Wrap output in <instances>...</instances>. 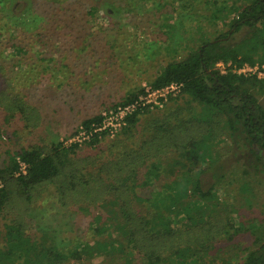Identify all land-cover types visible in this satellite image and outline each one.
I'll return each mask as SVG.
<instances>
[{
	"label": "trees",
	"instance_id": "16d2710c",
	"mask_svg": "<svg viewBox=\"0 0 264 264\" xmlns=\"http://www.w3.org/2000/svg\"><path fill=\"white\" fill-rule=\"evenodd\" d=\"M96 1L87 10L90 18ZM5 2L20 13L0 28L7 31L0 40V137L38 139L17 143L15 150L0 142V215L6 217L0 264H264V224L235 215L257 202L264 185V77L238 72L245 65L264 72V0H157L171 19L164 31L170 59L155 68L147 87L83 118L60 141L54 132L50 138L38 134L60 121L48 122L49 113L26 89L73 87V77L60 76L71 65L60 29L69 21L68 28L76 27L63 20L66 6L76 1ZM198 6L212 9L208 14ZM219 21L226 30L210 37L205 22ZM241 31L244 36L232 40ZM37 66L61 78L56 87ZM170 85L200 106L199 115L191 113L193 106L154 109L177 95L141 103L148 92ZM132 104L118 127L97 130L103 112ZM81 132L83 138L70 141ZM233 162H240L242 176H229ZM50 184L63 208L83 214L84 235L56 240L49 224H36L35 202ZM33 223L43 232L41 242L31 236ZM248 232L252 245L235 253L238 236Z\"/></svg>",
	"mask_w": 264,
	"mask_h": 264
},
{
	"label": "rangeland",
	"instance_id": "374dc122",
	"mask_svg": "<svg viewBox=\"0 0 264 264\" xmlns=\"http://www.w3.org/2000/svg\"><path fill=\"white\" fill-rule=\"evenodd\" d=\"M71 1L76 2L66 6L63 20H74L73 25L76 27L70 26L68 28L71 25L69 21L67 24L62 25L63 28L60 29L62 31L60 37L67 43L64 45V48L66 47L65 50L68 51V46L71 47L69 51V63L71 65L69 64L67 68H61L60 76L73 77V87L70 90L67 88V90L63 91L49 88L40 89V86L35 84L32 90H30L31 88L26 89L32 94V99L36 101L35 103L41 105L43 112L49 113L48 122L52 118H58L60 121L59 127L54 129H52L53 125L46 123L38 134L41 137L43 135V137L50 138V135L54 132L58 135L59 141L71 133L83 118L104 111V107L110 106L112 103L120 102L129 91H136L144 86L147 87V80L155 73V68L159 67L163 61L170 59L164 48L171 43V40L169 41L164 31L166 30L165 23L167 21L170 22L171 19L166 21V18L163 17L164 10L157 8V0L96 1L98 11L94 18L89 17L87 10L90 5L95 4V0ZM178 3H174V6L177 7ZM198 7L201 11L208 14L210 13L209 8L212 9L211 7L206 9L205 6ZM14 9L10 3H0V28L5 25V21L9 20L7 16L20 13V9L16 11ZM201 23L202 20H200L199 24ZM204 25L210 37H214L219 32L226 30L221 21L213 24L205 22ZM49 31H53V28L49 29ZM5 32L7 33V31L0 29V40L4 39L1 34ZM244 33L241 31L235 34L232 40H239L244 36ZM179 34L185 35L181 31H179ZM196 44H192V46L195 47ZM54 48L52 45V52ZM66 51H61L60 56L62 57L64 53H67ZM6 63L10 64L11 62L7 61ZM217 66L221 67V69L223 68L221 63H218ZM39 68L37 66V71H39ZM38 73L46 79H51L49 84L53 87H56L61 80V78L55 79L50 70L44 74L41 71ZM40 83L46 84V81L43 80ZM177 94L178 91L169 93L170 96H176ZM146 95L148 93L144 96ZM146 97L151 100L150 103L155 105L154 103L157 102L160 96L151 95ZM176 99V101H168L165 106H155L154 109L160 107L158 112L162 113L164 107L171 108L179 105L184 106L185 110L188 111L193 106L191 113L194 112L199 115L200 106H197L192 100L180 94L177 95ZM262 100L264 103L263 97ZM70 105L75 106L70 109ZM106 138L110 139L107 136ZM23 139L22 137L9 138L2 136L0 137V142L3 149L15 150L18 148V144L35 141L38 137L34 134H28ZM228 140L227 138L221 144L228 142ZM221 144L216 143L215 146L217 148L223 147ZM2 159L1 154L0 161ZM235 164L233 162V167ZM228 172L232 178L242 176L240 162H237L235 167ZM54 193V186L50 184L41 192L35 202L33 215H36V217L33 219H36V224H49L50 228L55 230L52 234L56 235V240H62L64 237L68 238V236L84 235L87 221L83 214L63 208L57 202ZM258 196L259 199L252 207L243 202L245 205L239 207V212L235 213L239 217L238 220L264 224V205H262L264 203V185L258 190ZM231 201L229 200V202ZM5 219L6 217L1 214L0 246H3L2 234ZM251 226L248 228L249 230L252 228ZM50 228L47 232L51 230ZM79 228L80 231H78ZM41 233L43 232L33 223L31 229L33 239L41 242ZM238 237H240L239 242L233 248L235 253L239 250L238 247L251 246L252 241H254V236L250 232L243 233L242 236L239 235ZM100 260L101 257H97L93 262Z\"/></svg>",
	"mask_w": 264,
	"mask_h": 264
},
{
	"label": "built area",
	"instance_id": "2783aa9c",
	"mask_svg": "<svg viewBox=\"0 0 264 264\" xmlns=\"http://www.w3.org/2000/svg\"><path fill=\"white\" fill-rule=\"evenodd\" d=\"M238 72L257 73L258 76L264 77V72L259 70L257 65L256 66L245 65L241 69H239ZM178 87L179 86H177V85H170L169 87H167L161 91H158V90L157 91H150V92H148V95H146V96H151V95L165 96L166 94H169V93L179 89ZM146 96L140 98V101L142 104L151 102V100L147 99ZM136 104H138V102ZM134 108H135V105L132 104V105H129L126 107H119L116 111L110 110V111L103 112L102 115L104 116V119L102 121V125L97 130L106 129L108 127H113V128L118 127L120 125L121 120L123 119L124 115L127 112H131ZM84 135H85V133L81 132L78 136L74 137L73 139H70V141L71 140H80L81 138H83ZM23 168H24V165H23Z\"/></svg>",
	"mask_w": 264,
	"mask_h": 264
}]
</instances>
